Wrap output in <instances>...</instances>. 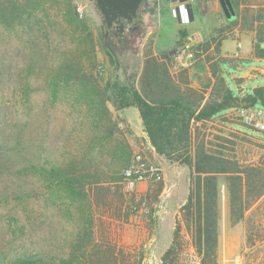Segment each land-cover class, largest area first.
Returning a JSON list of instances; mask_svg holds the SVG:
<instances>
[{"label": "rangeland", "instance_id": "obj_1", "mask_svg": "<svg viewBox=\"0 0 264 264\" xmlns=\"http://www.w3.org/2000/svg\"><path fill=\"white\" fill-rule=\"evenodd\" d=\"M230 2L236 17L228 20L212 0H143L124 26L130 28L128 49L112 60L102 41L112 31L93 0H0V264L24 255L40 264H161L163 254L144 259L143 248L133 243L136 234L122 224L140 209L146 214L151 200L121 184L134 149L130 132L119 127L114 84L138 85L148 52L175 55L177 68L186 69L178 81L194 84L200 78L189 69L202 59L206 43L213 53L223 39L241 34L253 43L256 32L264 33V0ZM181 4L187 23L177 13ZM200 130L206 149L264 166V136L233 115ZM53 169L80 184L62 183ZM218 213L216 264H245L239 253L244 224L230 220L222 177ZM177 221L173 264L189 255L204 264L182 212ZM160 238L167 250L173 233Z\"/></svg>", "mask_w": 264, "mask_h": 264}, {"label": "trees", "instance_id": "obj_2", "mask_svg": "<svg viewBox=\"0 0 264 264\" xmlns=\"http://www.w3.org/2000/svg\"><path fill=\"white\" fill-rule=\"evenodd\" d=\"M102 41L113 60L119 50L122 51L130 43V28L118 33V36L113 30L105 34ZM252 44L254 56L264 57V48L261 47L264 44V33L256 32ZM209 48L210 43H206L203 52ZM226 61L219 59L211 65L210 72L215 82L208 99L203 102L209 84L197 89L190 87L188 82L177 83L173 57L169 53L157 56L148 52L144 56L139 89L136 84H114L118 98L117 109L136 107L155 152L166 160L190 168V189L180 211L191 232L196 251L203 256V263L216 264L219 178L222 177L228 193L230 220L233 224H244L239 253L244 256L245 264H264V257L260 253L264 247H261L264 242V200L260 201L264 194V166L242 165L235 158L230 159L206 149L205 146L209 144L205 143L204 138L200 139V127L222 112L240 104L264 107V86L252 89L240 99L234 96L221 76L220 64ZM179 70L186 71L185 68ZM51 173L71 187L80 184L78 177L68 180L56 169L51 170ZM158 186H161V181ZM256 189L257 194L249 196L248 193ZM179 233L180 226L176 221L173 242L161 256V264H173L176 260ZM40 262L34 256L24 255L9 264Z\"/></svg>", "mask_w": 264, "mask_h": 264}, {"label": "crops", "instance_id": "obj_3", "mask_svg": "<svg viewBox=\"0 0 264 264\" xmlns=\"http://www.w3.org/2000/svg\"><path fill=\"white\" fill-rule=\"evenodd\" d=\"M243 44L247 45L245 50L242 49ZM261 47L263 46L261 45ZM209 49L205 53L201 52L200 59H202L196 66L189 69V73L200 78L199 81L190 84V87L202 89L204 84H209L203 102L208 99L215 82L210 67L219 59L227 60L220 64L221 76L226 80L227 86L233 91L234 96L240 99L250 93L252 89L264 86V57L254 56L252 36L241 34L237 39H223L218 51L213 53ZM169 54L173 57L177 77L179 69L176 56ZM177 83L182 84L179 81ZM136 88L139 89V84H136ZM118 114L126 130L130 132V145L134 150L141 144H150L136 107L130 106L121 109ZM224 115H230V109L222 112L208 123H218L219 118ZM149 156L160 168L161 186L159 187L154 182L139 184L137 186V190L140 191L139 196L142 195L144 200H151L150 209L146 214H143L144 210L140 209L138 214H131L127 222H122L123 225L130 227L132 233L137 235H135L133 243L138 248H143L146 260L157 258L166 250L165 245L163 246L161 243L160 234L162 232L173 233L176 221L180 218V210L186 203L191 179L189 167L166 160L158 155L154 148ZM116 223L119 222L116 221Z\"/></svg>", "mask_w": 264, "mask_h": 264}, {"label": "built area", "instance_id": "obj_4", "mask_svg": "<svg viewBox=\"0 0 264 264\" xmlns=\"http://www.w3.org/2000/svg\"><path fill=\"white\" fill-rule=\"evenodd\" d=\"M219 2V0H212ZM175 11V10H174ZM177 13L182 23L188 22V10L183 4L177 7ZM176 12V11H175ZM185 60L182 61V64ZM233 115L242 126L253 130L254 132L264 136V108L256 106H241L230 109ZM119 127L126 130L125 125L120 122ZM153 151L150 144H141L136 147L133 152L129 165L122 172V184L126 191H133L141 183L161 181L160 168L151 161L149 153ZM183 264H201L200 260L194 256L186 257ZM240 264V263H237Z\"/></svg>", "mask_w": 264, "mask_h": 264}, {"label": "water", "instance_id": "obj_5", "mask_svg": "<svg viewBox=\"0 0 264 264\" xmlns=\"http://www.w3.org/2000/svg\"><path fill=\"white\" fill-rule=\"evenodd\" d=\"M96 3V6L100 10L103 21L105 23L106 28H110L112 22L116 18H123L127 23L132 22L133 19L137 17V12L140 7V4L143 0H93ZM177 1L182 0H162L164 5H168L170 3H176ZM223 13L226 19L235 18V12L233 10L232 4L230 0H219ZM118 33H121L124 30V24L118 21L117 25ZM244 106V104H240Z\"/></svg>", "mask_w": 264, "mask_h": 264}, {"label": "flooded vegetation", "instance_id": "obj_6", "mask_svg": "<svg viewBox=\"0 0 264 264\" xmlns=\"http://www.w3.org/2000/svg\"><path fill=\"white\" fill-rule=\"evenodd\" d=\"M133 20H134V19H133ZM133 20H132V22H133ZM118 21H120L121 23H123L124 26L129 25V24H132V22L127 23L126 20L123 19V18H120V19H119V18H116V19L112 22L111 27H110V28H106V29H107V30H110V31H113V30H117V31H118V29H117Z\"/></svg>", "mask_w": 264, "mask_h": 264}]
</instances>
